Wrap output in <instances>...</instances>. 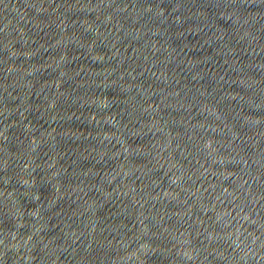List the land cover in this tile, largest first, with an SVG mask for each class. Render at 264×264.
<instances>
[{
    "label": "water",
    "instance_id": "water-1",
    "mask_svg": "<svg viewBox=\"0 0 264 264\" xmlns=\"http://www.w3.org/2000/svg\"><path fill=\"white\" fill-rule=\"evenodd\" d=\"M0 264H264V0H0Z\"/></svg>",
    "mask_w": 264,
    "mask_h": 264
}]
</instances>
